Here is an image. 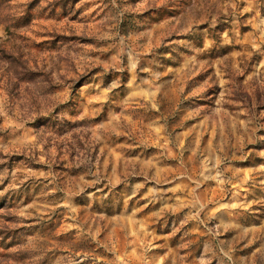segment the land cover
Returning a JSON list of instances; mask_svg holds the SVG:
<instances>
[{
  "label": "rangeland",
  "instance_id": "1",
  "mask_svg": "<svg viewBox=\"0 0 264 264\" xmlns=\"http://www.w3.org/2000/svg\"><path fill=\"white\" fill-rule=\"evenodd\" d=\"M0 264H264V0H0Z\"/></svg>",
  "mask_w": 264,
  "mask_h": 264
},
{
  "label": "trees",
  "instance_id": "2",
  "mask_svg": "<svg viewBox=\"0 0 264 264\" xmlns=\"http://www.w3.org/2000/svg\"><path fill=\"white\" fill-rule=\"evenodd\" d=\"M18 76H19V79L21 80V79H22V78H21L22 74L20 73Z\"/></svg>",
  "mask_w": 264,
  "mask_h": 264
}]
</instances>
